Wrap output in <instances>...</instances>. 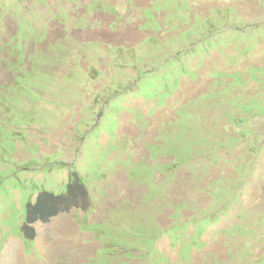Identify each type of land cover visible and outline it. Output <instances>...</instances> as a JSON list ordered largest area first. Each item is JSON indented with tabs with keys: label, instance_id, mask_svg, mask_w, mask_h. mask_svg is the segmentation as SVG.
Instances as JSON below:
<instances>
[{
	"label": "rangeland",
	"instance_id": "obj_1",
	"mask_svg": "<svg viewBox=\"0 0 264 264\" xmlns=\"http://www.w3.org/2000/svg\"><path fill=\"white\" fill-rule=\"evenodd\" d=\"M0 264H264V0H0Z\"/></svg>",
	"mask_w": 264,
	"mask_h": 264
},
{
	"label": "trees",
	"instance_id": "obj_2",
	"mask_svg": "<svg viewBox=\"0 0 264 264\" xmlns=\"http://www.w3.org/2000/svg\"><path fill=\"white\" fill-rule=\"evenodd\" d=\"M72 187H68V193L62 196H56L48 192L42 193L36 198L35 204H30L27 211V226H32L37 222L48 223L49 220L56 216L57 207L60 203H64L68 211L70 205L77 206L83 196H79L71 191Z\"/></svg>",
	"mask_w": 264,
	"mask_h": 264
}]
</instances>
